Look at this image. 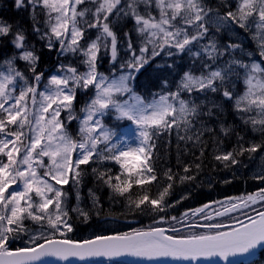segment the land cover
Returning a JSON list of instances; mask_svg holds the SVG:
<instances>
[{"label": "snow or ice", "instance_id": "6c2138e0", "mask_svg": "<svg viewBox=\"0 0 264 264\" xmlns=\"http://www.w3.org/2000/svg\"><path fill=\"white\" fill-rule=\"evenodd\" d=\"M13 4L28 20L0 18V264L123 256L232 264L264 249V0ZM173 134L178 164L195 147L199 161L206 137L225 169L247 168L258 154L252 179L261 186L167 215L174 185H196L201 171L199 162L159 167V142L170 156ZM217 134L235 135L236 145L221 149ZM89 175L154 225L74 239L73 214L87 223L103 208L91 188L84 204Z\"/></svg>", "mask_w": 264, "mask_h": 264}, {"label": "trees", "instance_id": "16d2710c", "mask_svg": "<svg viewBox=\"0 0 264 264\" xmlns=\"http://www.w3.org/2000/svg\"><path fill=\"white\" fill-rule=\"evenodd\" d=\"M212 4L215 6L217 3V0H211ZM0 18L8 19L10 21H20L23 20L27 24L28 16L25 12H18V10L14 7L13 0H0ZM130 23H128L124 30H127L130 28ZM29 39L37 44V47H41L40 43L37 42L36 38L34 36L29 35ZM54 63V60L52 58V54L46 53L43 57V67L45 69H49L51 65ZM229 122H232V117L229 115L227 117ZM75 124V122H73ZM252 138L253 135L246 134L245 138L248 139ZM226 140H234L236 139L235 135H230L229 137L225 138ZM165 138L162 137L159 142L160 147V155L161 159L159 161V167L161 168H167L172 167L174 171H180L181 170V164L182 163H193V162H199L201 163V171L200 175L197 178V181H199L203 176L209 175L214 177L213 173L217 171H221V168L216 165H214V161L211 158V155L207 154L206 149H204V155L200 158L199 161L196 160V157H199L200 151H196L194 148H191L187 152H182L181 154V164L177 163L176 159V138L173 134L172 136V145H171V155L166 157L164 155L165 153V145H164ZM184 148L183 143L181 142V149ZM218 168V170H216ZM115 171V168L113 169ZM211 179V178H210ZM212 180V179H211ZM240 181H237L234 179L233 182L225 184L222 188H213L212 185H203L204 187H201L199 185H190V184H179L177 183L174 185L172 195L169 197V199L174 203L175 197L174 195H177L180 193V191L183 189H187L188 193V201L185 204L177 208L176 206L169 208L167 210V215L169 216H181L183 212L186 210L198 207L202 204L217 201L220 199H223L225 197L234 196L238 193H241L243 191V188L241 187ZM203 184V183H202ZM91 188L93 191H96V193L100 196L101 201L103 203V208L100 210L99 216L92 215L91 219L87 223H82L78 218L77 220V227L75 231L70 234L74 239L82 240L91 238L94 235L99 234H113L114 232L120 231H131L133 229H139V228H147L149 226L154 225L153 221V215L150 213H144V214H133L129 213L124 205V202L121 198H117L115 200H110V190L104 187H101L97 189L96 182L94 177L91 175L87 176L85 178V182L83 184V187L81 189V194L85 198L86 202H84L85 205H90L91 201L87 198L88 189ZM215 190V192H214ZM153 194L156 192V188L153 187L152 189ZM134 221V223L130 224L129 222ZM113 225H116L113 226ZM167 226V225H164ZM99 264V263H96ZM107 264H121V263H107ZM247 264V263H246ZM249 264H264V250L260 251L258 253L257 259Z\"/></svg>", "mask_w": 264, "mask_h": 264}, {"label": "rangeland", "instance_id": "374dc122", "mask_svg": "<svg viewBox=\"0 0 264 264\" xmlns=\"http://www.w3.org/2000/svg\"><path fill=\"white\" fill-rule=\"evenodd\" d=\"M131 27V25H130ZM109 67V65L107 64V61H105L104 66L101 68V71H106L107 68ZM47 70V69H46ZM235 123L238 125L237 127V131L241 134L246 136V134L250 135H254L252 133H250L248 130L243 129L241 126H239V121H235ZM73 128H75V124L72 125ZM218 138L223 141L222 145H220L221 149L223 150H230L233 146L236 145V139L234 140H226V137L223 136H219ZM248 137V136H247ZM207 140V144H206V151L208 155H211V158L213 159V163L214 165L218 166V168H221V171H219V173L217 171H215L213 173L214 177L209 176V175H205L203 176L199 181H197L196 185H199L201 187H204L203 185H212L213 188H222L225 186L224 181L228 180L231 182L235 180L240 181L239 183L241 184V187L243 188V191L241 193H238L234 196H240L243 195L245 193H251L257 190L258 187H260L261 185L259 184L258 181L252 179L253 175L255 174V172L259 169L260 165H261V161L259 159V155L257 154L253 160L248 161L245 160V163L248 165L247 168H241L239 171H236L234 169H225L223 167L220 166L219 162L215 161L214 159V155L217 152V143L215 142L214 139H208L207 137L205 138ZM249 139V137H248ZM196 151H200L199 147H195L194 148ZM184 153V152H183ZM218 168H216V170H218ZM212 180H211V179ZM203 183V184H202ZM215 192V190H214ZM98 195V194H97ZM187 196L188 197V193H187V189H185V191L182 189L180 191L179 194L174 195L175 200L174 203L177 208H179L180 206L185 204V200L186 203L189 202L188 199H183L181 200L182 197ZM224 199V198H223ZM220 199V200H223ZM181 201L180 203H176V201ZM84 202H86V200L84 199ZM72 206H75V199L74 197L72 198ZM256 207H259V205H257ZM74 218L77 220V217L75 216V214H73ZM223 222H228V218L227 217H223L220 218ZM116 227V225H113ZM186 234V233H185ZM257 258L253 259L250 263L254 262Z\"/></svg>", "mask_w": 264, "mask_h": 264}, {"label": "water", "instance_id": "95a60500", "mask_svg": "<svg viewBox=\"0 0 264 264\" xmlns=\"http://www.w3.org/2000/svg\"><path fill=\"white\" fill-rule=\"evenodd\" d=\"M210 203V202H208ZM203 205V204H202ZM202 205L198 206L201 207ZM197 208V207H195ZM194 209V208H192ZM187 211V210H186ZM130 224L134 221L129 222ZM263 249H257L255 255L253 256H237L230 257L232 264H246L249 263L257 254ZM53 260V264H107V263H121V264H227L219 257H213L211 259H200L199 261H187V260H176L172 258H160L156 260H147L144 258L133 257V256H123L114 259H108L106 257H94L87 260H79L77 258H72L68 262L56 261L54 258H49Z\"/></svg>", "mask_w": 264, "mask_h": 264}]
</instances>
